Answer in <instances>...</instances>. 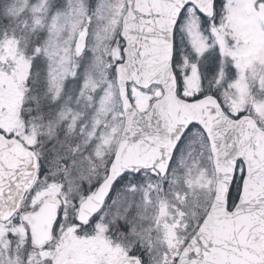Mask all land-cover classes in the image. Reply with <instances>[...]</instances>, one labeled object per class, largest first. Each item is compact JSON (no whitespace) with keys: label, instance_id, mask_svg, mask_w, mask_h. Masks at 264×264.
Returning a JSON list of instances; mask_svg holds the SVG:
<instances>
[{"label":"snow or ice","instance_id":"6c2138e0","mask_svg":"<svg viewBox=\"0 0 264 264\" xmlns=\"http://www.w3.org/2000/svg\"><path fill=\"white\" fill-rule=\"evenodd\" d=\"M0 264H264V0H0Z\"/></svg>","mask_w":264,"mask_h":264}]
</instances>
